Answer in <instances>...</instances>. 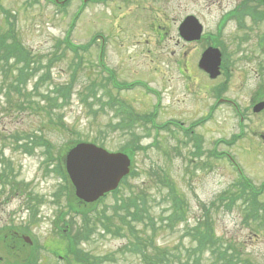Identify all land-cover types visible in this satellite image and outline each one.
I'll return each mask as SVG.
<instances>
[{
	"label": "rangeland",
	"instance_id": "obj_1",
	"mask_svg": "<svg viewBox=\"0 0 264 264\" xmlns=\"http://www.w3.org/2000/svg\"><path fill=\"white\" fill-rule=\"evenodd\" d=\"M244 1L254 5L0 0V38L21 49L6 57L0 48V264H79L71 247L97 264H195L196 257L219 264L228 244V263L238 252L264 264V186L251 208L236 196L240 172L256 188L264 182V109L251 110L264 101V20L224 17ZM190 14L203 26L201 43L221 47L225 71L208 81L189 63L191 88L177 75L174 44L176 26ZM123 116L133 121L129 130ZM166 118L180 127L154 128ZM80 141L109 151L128 145L133 158L135 171L93 203L76 200L58 171ZM206 230L213 246L199 248L194 234Z\"/></svg>",
	"mask_w": 264,
	"mask_h": 264
},
{
	"label": "water",
	"instance_id": "obj_2",
	"mask_svg": "<svg viewBox=\"0 0 264 264\" xmlns=\"http://www.w3.org/2000/svg\"><path fill=\"white\" fill-rule=\"evenodd\" d=\"M193 17H188L180 26L181 35L186 39H197L201 27L196 36H185L183 29L188 23H194ZM220 56L216 49H208L203 54L199 65L205 69L211 77H215L218 71ZM259 103L254 111L263 107ZM129 159L122 153H108L102 148L90 143H79L73 146L65 155V168L75 188L77 197L84 201H93L114 189L120 179L129 171Z\"/></svg>",
	"mask_w": 264,
	"mask_h": 264
},
{
	"label": "trees",
	"instance_id": "obj_3",
	"mask_svg": "<svg viewBox=\"0 0 264 264\" xmlns=\"http://www.w3.org/2000/svg\"><path fill=\"white\" fill-rule=\"evenodd\" d=\"M254 3V5L252 6V4H246V2L244 3H241L237 8H241V13H240V20L242 19L243 17V14L246 13L245 15H249L253 18V19H259V20H264V0H251L250 2ZM257 5H259L261 8H258ZM236 8V9H237ZM255 17V18H254ZM0 48H3L4 51H5V56L8 57L9 55H12V54H19L21 52V49L20 48H12L11 46H9L8 44L6 45V38L4 36H2L0 38ZM24 62L26 60H23ZM24 68H27V65L24 67ZM62 159V157H61ZM60 172L63 171V166H62V162L60 163V166H59V170ZM247 186H244L243 188L246 189ZM251 196L254 197V195H252V193H250ZM255 198V197H254ZM232 201L231 200L228 205L230 206L232 204ZM136 199H131V203L132 205L134 206L135 210L138 208L137 205H136ZM116 203H119V202H116ZM123 204H125L123 202ZM177 217V216H176ZM110 222V221H109ZM156 229V228H155ZM154 229V230H155ZM190 230L193 229V228H189ZM194 230V229H193ZM207 232H201V231H198L195 233V235L198 237V241H199V248H201L202 246L204 248L208 247L209 244L211 243L213 245L214 243V235H213V232L212 230L211 231H208L206 230ZM208 233V234H207ZM141 237V236H140ZM212 245L210 247H212ZM135 247H139V245L135 244L134 245ZM233 249V247H232ZM232 249L229 247V245H227L223 251H218L219 255H221V257L223 258V261H221V264H246V262H248V259H244L242 260L241 258V255L240 253L238 252H233L232 255L236 254V258L233 259L232 257V260L229 261V263L226 261L227 259V254H228V250L230 253H232ZM75 258L79 261H81L80 263L81 264H97V263H93L91 262V256L89 254H86V253H83L79 250H76L74 248V250L72 251ZM202 252V251H201ZM78 261V263H79ZM195 264H200V259L199 257L195 258Z\"/></svg>",
	"mask_w": 264,
	"mask_h": 264
},
{
	"label": "flooded vegetation",
	"instance_id": "obj_4",
	"mask_svg": "<svg viewBox=\"0 0 264 264\" xmlns=\"http://www.w3.org/2000/svg\"><path fill=\"white\" fill-rule=\"evenodd\" d=\"M128 7H129V10H130L131 9L130 5L127 6L126 8H128ZM157 23H158L157 21H152L148 25L149 28L152 30L153 35H158L157 27H159V25ZM165 32H166V30H165ZM174 44H175V46H178L179 49H181V50H178V52H177V58L175 59L176 60L175 68H176V71H177V75L179 77L183 78V80H186L187 81V79L190 78V77L187 76L188 69L190 68L189 65L193 63L192 62L193 60L190 61L189 55L191 54V52L194 51V47H193L194 44H192L190 42H186L185 40H183L182 38H180L179 35L175 38ZM175 52L173 50L172 53L175 54ZM171 111L172 110H170V113H171Z\"/></svg>",
	"mask_w": 264,
	"mask_h": 264
}]
</instances>
